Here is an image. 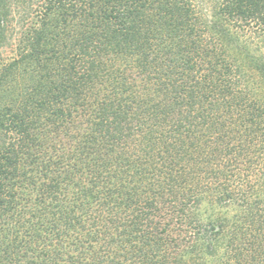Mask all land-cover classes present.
Listing matches in <instances>:
<instances>
[{"label": "trees", "instance_id": "trees-1", "mask_svg": "<svg viewBox=\"0 0 264 264\" xmlns=\"http://www.w3.org/2000/svg\"><path fill=\"white\" fill-rule=\"evenodd\" d=\"M0 264H264V0H0Z\"/></svg>", "mask_w": 264, "mask_h": 264}, {"label": "rangeland", "instance_id": "rangeland-1", "mask_svg": "<svg viewBox=\"0 0 264 264\" xmlns=\"http://www.w3.org/2000/svg\"><path fill=\"white\" fill-rule=\"evenodd\" d=\"M10 55H12V53H11V51H10V48H7V49L5 50V52H4V57L6 58V57H8V56H10Z\"/></svg>", "mask_w": 264, "mask_h": 264}]
</instances>
